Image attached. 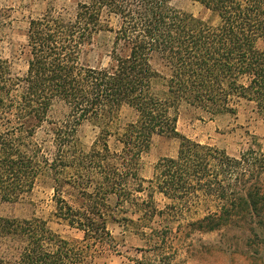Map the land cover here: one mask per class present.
<instances>
[{
	"label": "trees",
	"instance_id": "obj_1",
	"mask_svg": "<svg viewBox=\"0 0 264 264\" xmlns=\"http://www.w3.org/2000/svg\"><path fill=\"white\" fill-rule=\"evenodd\" d=\"M172 1L78 0L70 17L31 18L23 75L0 47V198L17 202L48 182L54 220L82 232L0 216V238L21 242L0 264H95L96 253L118 250L111 225L133 230L126 214L150 221L179 214L199 192L218 202L185 225L188 236L264 215L261 145L232 157L177 127L183 104L210 119L243 113L264 121V0H195L209 20ZM105 14L117 23H105ZM4 20L0 12V46ZM101 32L113 34L109 59L99 53L92 63L86 55ZM125 105L137 117L121 126ZM85 122L97 129L89 147L77 135ZM156 135L178 138V153L160 158L147 179L142 159ZM157 193L171 203L159 208ZM166 238L145 242L156 250Z\"/></svg>",
	"mask_w": 264,
	"mask_h": 264
},
{
	"label": "rangeland",
	"instance_id": "obj_2",
	"mask_svg": "<svg viewBox=\"0 0 264 264\" xmlns=\"http://www.w3.org/2000/svg\"><path fill=\"white\" fill-rule=\"evenodd\" d=\"M77 1L0 0V12L5 17L0 47L3 54L11 59L15 74L23 75L27 70L24 46L27 42L26 31L29 20L42 16L46 12L55 16L70 17ZM172 3L195 16L205 20L212 19L211 12L195 0H173ZM104 22L115 25L117 18L105 14ZM112 40V33L101 32L94 50L87 52V61L93 63L97 55L102 53L104 61L107 62L109 57L106 52ZM136 117L137 112L125 105L120 111V125L123 126L135 120ZM248 117L242 113L238 119L230 116H217L210 119L209 114L183 104L180 107L177 127L183 135L225 149L232 157L239 158L248 147L257 149L258 145H261V152L264 153V121H248ZM96 134L97 129L90 122L83 123L77 133L80 142L85 147L92 144ZM179 143V139L175 137L154 136L150 151L143 156L141 175L147 179L151 178L160 158L169 155L177 156ZM111 145L113 148L117 147L113 140ZM155 201L159 208L171 203L169 199L158 193L155 195ZM217 202L215 196L199 192L189 199L187 206L182 208L179 214H171L162 218L155 216L151 221L148 220L149 216L144 218L140 212L134 215L126 214L125 216L136 220L133 230L124 225H112L118 250L106 249L102 253H96L94 262L95 264H264V215L261 218L251 217L235 221L232 226L220 230L196 231L190 236L187 235L185 225L189 221L203 217L207 214L205 207ZM54 210L52 187L44 181L37 184L30 197L20 201L9 202L0 198V216L21 219L38 217L47 220L56 231L63 234H74L54 220ZM139 217L143 218L142 222L138 219ZM138 226L139 231H147L144 237L134 232ZM166 226L171 227L172 231L165 233ZM119 231L124 232L120 235ZM164 235L167 238L164 243L162 241L161 248L150 250L146 245L145 241L148 239L161 243ZM20 245V241L0 238V259H10L16 255ZM137 247H142L144 251L138 250ZM120 253L124 255L119 257Z\"/></svg>",
	"mask_w": 264,
	"mask_h": 264
},
{
	"label": "crops",
	"instance_id": "obj_3",
	"mask_svg": "<svg viewBox=\"0 0 264 264\" xmlns=\"http://www.w3.org/2000/svg\"><path fill=\"white\" fill-rule=\"evenodd\" d=\"M169 157H176V155H169ZM154 173V172H153ZM117 226H118V224H116ZM112 226V225H111ZM115 226V225H114ZM121 228H123V226H121ZM121 230V229H120ZM122 232V233H121ZM123 232L124 231H119V233L118 234H120V235H122L123 234ZM74 234L76 235V236H82V232H77V231H74ZM124 242H126V241H124ZM137 249L138 250H141V251H144V250H142V247H137ZM122 254L123 253H120L118 256L120 257V256H122ZM108 255H110V253L108 254ZM112 255V254H111ZM124 255V254H123Z\"/></svg>",
	"mask_w": 264,
	"mask_h": 264
}]
</instances>
